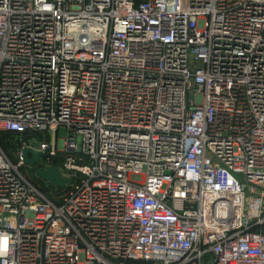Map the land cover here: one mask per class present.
Returning a JSON list of instances; mask_svg holds the SVG:
<instances>
[{
	"label": "built area",
	"instance_id": "built-area-1",
	"mask_svg": "<svg viewBox=\"0 0 264 264\" xmlns=\"http://www.w3.org/2000/svg\"><path fill=\"white\" fill-rule=\"evenodd\" d=\"M0 264H264V0H0Z\"/></svg>",
	"mask_w": 264,
	"mask_h": 264
},
{
	"label": "water",
	"instance_id": "water-1",
	"mask_svg": "<svg viewBox=\"0 0 264 264\" xmlns=\"http://www.w3.org/2000/svg\"><path fill=\"white\" fill-rule=\"evenodd\" d=\"M42 156L41 152L31 148H25L21 152L23 164L33 169L36 176L51 188L65 189L72 184V180L67 179L59 168L50 166L43 169Z\"/></svg>",
	"mask_w": 264,
	"mask_h": 264
},
{
	"label": "rangeland",
	"instance_id": "rangeland-1",
	"mask_svg": "<svg viewBox=\"0 0 264 264\" xmlns=\"http://www.w3.org/2000/svg\"><path fill=\"white\" fill-rule=\"evenodd\" d=\"M66 136H67L66 130L65 129H61L60 132H59V140H64L66 138ZM5 137L6 136H2L3 141H4ZM6 139L8 141H11V142L16 143V144H21V143H24L25 141L28 140L26 138V136H24V137L8 136ZM41 141H42V139L40 137H36L33 140V145H35L36 147H39ZM24 173L36 185L44 186L45 184H47L46 182L40 180L36 176L35 171L33 169H31V168L25 167L24 168Z\"/></svg>",
	"mask_w": 264,
	"mask_h": 264
},
{
	"label": "trees",
	"instance_id": "trees-1",
	"mask_svg": "<svg viewBox=\"0 0 264 264\" xmlns=\"http://www.w3.org/2000/svg\"><path fill=\"white\" fill-rule=\"evenodd\" d=\"M8 136H11V135H6V137H5V139H4V142H5V143H13V142L8 141V140L6 139ZM31 137H32V136H26L27 139H29V138H31ZM13 146L15 147V145H13Z\"/></svg>",
	"mask_w": 264,
	"mask_h": 264
}]
</instances>
